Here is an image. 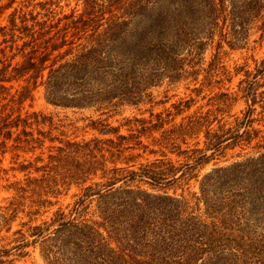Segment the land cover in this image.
Instances as JSON below:
<instances>
[{"label":"trees","instance_id":"trees-1","mask_svg":"<svg viewBox=\"0 0 264 264\" xmlns=\"http://www.w3.org/2000/svg\"><path fill=\"white\" fill-rule=\"evenodd\" d=\"M69 4L0 0V16L11 9L0 25V154L10 141V149L28 153L57 139L52 116L22 112L40 87L54 107L115 115L124 106L152 107L147 90L164 81H197L185 61L213 31L196 38L193 23L222 17L220 39L231 49L250 30L264 43V0H75L65 12ZM253 62L235 68L242 78L234 91L213 93L190 113L193 97L116 126L109 116L91 120L106 137L59 139L45 163L20 162L15 170L25 177L4 186L13 196L0 205V264H14L29 247L45 264H264V128L253 127L257 105L264 123V58ZM208 66L192 89L197 95L211 83ZM237 99L245 103L241 115L222 121ZM200 135L203 146L190 147ZM237 145L252 151L200 177L216 154ZM143 155L153 159L137 162ZM71 184L80 191L74 202L43 219L56 204L48 197Z\"/></svg>","mask_w":264,"mask_h":264},{"label":"rangeland","instance_id":"rangeland-1","mask_svg":"<svg viewBox=\"0 0 264 264\" xmlns=\"http://www.w3.org/2000/svg\"><path fill=\"white\" fill-rule=\"evenodd\" d=\"M69 6H64L63 10L67 12L70 7L74 6L75 0H68ZM62 2V4H64ZM11 9L6 10L0 16V25L6 23V17ZM209 20H203L200 23H193L192 26L194 28V33L196 38H206L209 36V33L213 31V35L210 37L209 43L199 54H191L189 60L185 61L187 64L185 67L189 70L190 67L194 68L196 72H198L197 81L191 80L192 78H185L184 80H179L175 84H168L167 82H163L162 85L158 87L150 88L147 92H151V102L146 103L144 105L139 106L140 109L124 106L122 108L117 109V113L114 115L111 111L112 115H109L106 110L105 112L100 114V111H95L91 108H60L54 107L51 104H48L42 94V88L40 87L38 90L34 91V100H27L24 104V108L22 112L28 110L31 111H41L43 114L47 116H52V120L54 126L56 128L52 129L51 136L56 137L57 139L54 142H50L48 139H45V142L42 148L37 147L34 151H30L25 153L20 149H10L12 141L7 143V149L4 154H0V205L5 204L6 201L13 196V192L11 190L5 189V185L10 182L23 179L25 177L23 172H19L15 170L20 162H23L24 159L31 161L35 164V166H39L46 161V155L49 152V145H59V139L61 140H71V141H82L89 140L95 136L99 138L106 137L105 135L99 134L96 130L92 129L88 124L91 120H96L98 118H106L108 117V122L112 126H116L119 124L123 118L125 117H148L150 110L152 112H159L162 109L169 107L171 103L176 102L180 98H194V105L187 112L190 113L195 108L205 104L209 97L213 93H218L221 91H234L237 88V84L240 78H242L241 74H235V68L241 66L245 61H247L251 67L253 66V59H257V61L264 58V43L261 45L258 43V33L254 32V30L249 31V36L246 35L245 40L242 41L241 47L231 49L225 41H221L222 38V29L224 28L222 25V17H218L215 23L209 24ZM225 30V28L223 29ZM221 41V42H219ZM209 63H212L211 71L209 75L211 77V87L206 86L200 92L199 95L196 94L192 89L195 86H200L199 82L203 78V74L205 69L209 68ZM263 89V88H262ZM211 90V91H209ZM212 92V93H211ZM147 100H150L149 97ZM29 104H32L31 106ZM205 108V107H204ZM245 108V103L241 99H237L230 108H228L227 112L222 114V121H230L233 119L235 115H241V110ZM261 111V107L259 105L256 106V111L253 115L257 121L253 122V127L255 128H264L261 124H264L261 119V115L259 112ZM181 116H177L174 119V122H179ZM39 129L43 131H47L49 129L48 124L41 126ZM120 133H127V130L122 127ZM158 136V133L154 134ZM199 142L197 147L203 146V137L200 135L198 139L190 140L189 146L194 147L193 144L195 141ZM142 141L144 144L150 143L151 138L142 137ZM254 143V142H253ZM252 143V144H253ZM150 147H153L150 145ZM186 144H182L181 148H186ZM252 149L247 147L245 149H241L240 146H235L233 148H224L214 156V158L200 171V177L203 173L210 170L215 166H224L228 165L236 160H240L246 153L251 152ZM43 152V154H41ZM36 156H42L43 161L34 162V158ZM153 159L152 155H143L138 158L137 162H145V158ZM169 157L177 162H183V157H177L175 154L170 153ZM41 171L36 172L32 170V173L29 174L32 177L39 176ZM199 177V178H200ZM94 180H99L95 178ZM190 191H196L197 182L192 180L190 182ZM60 194L56 197L49 196L52 202H56V204L52 207V209L46 213V215L42 216L43 219L50 216L51 212L55 210L59 205L65 206L66 204H72L77 196L74 194L79 193V188L74 184H71L70 187H60ZM180 190H178L179 192ZM26 203L29 201L26 199ZM22 216V215H21ZM25 217L24 219H26ZM13 223L12 230H15L19 227L17 222ZM4 233V232H3ZM30 252L29 255L24 258L17 259L14 264H45L41 259L38 247L33 249L32 247L26 248Z\"/></svg>","mask_w":264,"mask_h":264}]
</instances>
